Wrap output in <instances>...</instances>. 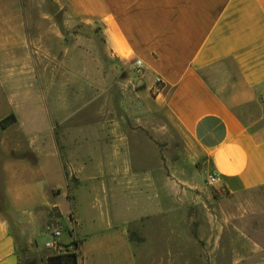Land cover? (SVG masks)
Masks as SVG:
<instances>
[{
    "label": "crops",
    "instance_id": "1",
    "mask_svg": "<svg viewBox=\"0 0 264 264\" xmlns=\"http://www.w3.org/2000/svg\"><path fill=\"white\" fill-rule=\"evenodd\" d=\"M56 1L97 26L114 59L141 61L142 91L155 87L154 102L192 141L204 174L218 177L214 189L235 195L264 187V0ZM4 13L0 0L2 32ZM14 125L0 133V264H46L48 250L37 251L34 242L43 224L60 228L55 241L67 249L77 241L78 264H84L86 238L74 230L75 214L60 203L73 201L63 187L70 159L53 137L28 136ZM164 179L162 168L160 209L150 217L147 207L126 220L140 224L139 231L96 235V264H149L150 255H158L155 264H264L259 247L228 227V216L184 215ZM150 218L162 225L156 247L143 234ZM62 221L69 225L64 242ZM128 250L135 258L119 263L118 254ZM107 255L115 263H106Z\"/></svg>",
    "mask_w": 264,
    "mask_h": 264
},
{
    "label": "rangeland",
    "instance_id": "2",
    "mask_svg": "<svg viewBox=\"0 0 264 264\" xmlns=\"http://www.w3.org/2000/svg\"><path fill=\"white\" fill-rule=\"evenodd\" d=\"M4 18L0 121L9 125L0 133L17 123L13 131L21 127L28 136L53 137L63 147L70 163L62 184L73 201L62 198L60 203L75 214L74 230L86 238L84 264H96V235L139 231L140 224L126 220L147 207L150 217L160 209L162 168L165 188L181 200L184 215L228 216V227L243 231L264 262V187L229 195L208 185L192 141L154 102L155 87L142 91L134 65L111 56L97 26L71 15L56 0H5ZM17 24L35 27L13 28ZM68 222L62 221L59 241L68 239ZM160 226L150 218L143 227L155 247ZM50 227L40 225L34 237L37 251L53 241ZM132 254L119 253L117 261L129 263ZM157 259L150 255L149 264ZM115 260L106 256V263Z\"/></svg>",
    "mask_w": 264,
    "mask_h": 264
},
{
    "label": "built area",
    "instance_id": "3",
    "mask_svg": "<svg viewBox=\"0 0 264 264\" xmlns=\"http://www.w3.org/2000/svg\"><path fill=\"white\" fill-rule=\"evenodd\" d=\"M143 64L140 60L134 61V71L136 74L141 75L143 72ZM159 80L156 79L155 83H157ZM218 177L215 174H208L206 175V182L210 186H214L217 183ZM53 236V241L46 243L44 245L45 249L48 251H51L53 254H64L66 252V248L63 245L58 244L55 239L60 235V228L53 227L49 229ZM69 250V249H68ZM73 251V249H71Z\"/></svg>",
    "mask_w": 264,
    "mask_h": 264
},
{
    "label": "trees",
    "instance_id": "4",
    "mask_svg": "<svg viewBox=\"0 0 264 264\" xmlns=\"http://www.w3.org/2000/svg\"><path fill=\"white\" fill-rule=\"evenodd\" d=\"M11 124V123H10ZM9 125V123H4V120L0 121V127L6 128ZM78 242L75 240H72L71 246L73 247L72 250H68L66 248V252L64 254H52L48 255L46 257V264H78V257L79 254L76 251Z\"/></svg>",
    "mask_w": 264,
    "mask_h": 264
}]
</instances>
